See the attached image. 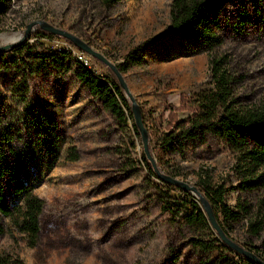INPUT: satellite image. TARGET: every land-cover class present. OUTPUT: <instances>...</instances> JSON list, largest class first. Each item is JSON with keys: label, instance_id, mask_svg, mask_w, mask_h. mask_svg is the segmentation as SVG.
<instances>
[{"label": "rangeland", "instance_id": "374dc122", "mask_svg": "<svg viewBox=\"0 0 264 264\" xmlns=\"http://www.w3.org/2000/svg\"><path fill=\"white\" fill-rule=\"evenodd\" d=\"M215 2L230 19L245 11L249 23L238 34L221 33V45L211 52L193 40L166 34L171 0H116L112 5L105 0H0V47L17 42L30 23L41 21L78 37L116 65L130 49L163 35L143 50V67L122 74L139 108L156 165L161 173L190 186L209 176L213 185L224 186L229 206L238 200L255 206L264 191L240 192L237 155L223 142L208 137L188 144L183 154L155 148L170 111L185 119L183 106L210 87L213 60H222L232 79V94L242 107L264 109V0ZM40 31L34 27L21 43L30 48L21 50L28 67L5 71L0 65L4 106L0 128L21 136L12 145L24 153L34 194L44 202L42 232L31 247L5 220L0 252L13 264H191L185 242L205 238L209 231L203 224L186 225L182 218L190 211L183 207L173 223L168 208L175 209L174 205L155 196L163 186L141 170L142 143L131 121L116 120L88 95L74 77L72 60L70 70L61 71L33 61L29 52L71 48L97 74L107 76L109 69L62 38L42 39ZM9 50L0 58L10 57ZM41 66L43 72L29 73V68ZM42 120L57 123L50 132L57 142V157L47 156L31 129L32 123ZM170 195L183 196L177 191ZM242 231L241 225L233 226L230 236L237 239Z\"/></svg>", "mask_w": 264, "mask_h": 264}, {"label": "trees", "instance_id": "16d2710c", "mask_svg": "<svg viewBox=\"0 0 264 264\" xmlns=\"http://www.w3.org/2000/svg\"><path fill=\"white\" fill-rule=\"evenodd\" d=\"M115 1L105 0V4L112 5ZM1 7L0 5V14ZM248 23L245 11L237 12L232 19L227 18L224 8L217 5L215 0H171L170 21L166 34L193 40L206 51L211 52L221 45L223 38L221 33L230 30L238 34ZM40 33L43 35L42 39L53 37L43 31ZM162 36L158 35L127 51L122 61L115 65L119 73L125 74L133 68L143 67L146 63L142 55L143 50ZM27 49L30 48L26 44H19L10 49V57L0 58L1 68L5 71H16L23 70L22 64L28 67L29 62L23 60L21 54V50ZM29 53L33 61L37 59L41 65L55 66L61 71H69L72 60L76 67L73 70L74 77L88 95L116 120L122 122L126 119L130 120L134 132L138 134L129 101L110 70L107 76L99 75L92 67L78 60L71 50L65 48H50L46 54L39 55ZM3 54L4 52L0 53ZM65 61L69 62L65 64ZM41 72H43L42 66L29 68L31 74ZM231 80L223 69L222 60L211 61L210 87L193 95L183 106V111L188 113L185 119L176 118L170 111V119L167 120L165 131L155 148L171 154H183L190 143L203 142L208 137L219 140L237 155L235 173L239 177L240 192L245 194L262 192L264 191V109L242 107L232 94ZM3 109L4 106L0 104V125ZM55 128L57 123L53 120L35 121L31 125L39 146L50 157L58 155L56 139L50 134ZM18 139H21V136L15 130L0 128V238L5 233L4 221L8 220L19 234L27 238L29 245L35 247L42 232L44 202L34 194L35 185L28 173V163L24 153L19 152L12 145ZM70 157L75 161V155ZM139 157L141 170L145 171L146 177L149 180L151 178L157 180L163 186H159L156 191V198L174 205L175 209L170 205L168 208L173 223L178 219L182 209L187 208L190 212L183 216V222L189 226L203 224L209 231L205 238H190L185 242V257L191 264H256L233 251L220 240L210 226L198 199L192 193L162 181L146 159L144 152H141ZM157 168L159 169L158 166ZM164 174L174 178L168 173ZM195 187L209 203L217 224L227 238L264 262V197L255 206L238 200L237 204L231 207L225 203L224 186L213 185L209 176H201ZM173 191L180 192L183 196L172 197L170 194ZM240 225L243 227L242 234L237 239L232 238L230 232L233 231V226ZM173 227L178 230L175 224ZM175 262H180V258H176ZM0 264H13V262L8 255L0 252Z\"/></svg>", "mask_w": 264, "mask_h": 264}, {"label": "water", "instance_id": "95a60500", "mask_svg": "<svg viewBox=\"0 0 264 264\" xmlns=\"http://www.w3.org/2000/svg\"><path fill=\"white\" fill-rule=\"evenodd\" d=\"M34 27H38L41 31H44V32H46V33H48L54 37H59V38H62L64 40L68 41L78 51L83 52V53L91 56L92 58L98 60L103 65H105L110 70V72H112V74L115 76L120 88L124 91L126 97L128 98V100L131 103L130 110L132 113L135 128H136L138 134L140 135L144 155H145L146 159L150 162V164H151L153 170L155 171V173L157 174V176L167 184L173 185V186L178 187V188H180L186 192L192 193L198 199L199 204L202 207V210L204 211L206 218H207L210 226L212 227V229L217 233L220 240L224 244H226L230 249H232L233 251L245 256L246 258H248L250 260H252L256 264H264V262L261 261L260 259H258L256 256L245 251L243 248H241L240 246L233 243L230 239L227 238V236L222 232L221 228L217 224L215 217H214V214H213V211H212L209 203L207 202V200L204 198V196L198 191V189L195 186H190L185 182H182V181L176 180L175 178L167 176V175L161 173V171L157 168L155 160L153 159V157L150 154V150L148 147V134H147V131L144 128V125L142 123L139 108H138L137 104L135 103V100L131 96V94L127 88V85H126V83L122 77V74L119 73L116 66L114 64H112L108 59H106L104 56H102L101 54L94 51L91 46H89L87 43H85L84 41H82L78 37L66 32V31L57 29V28H55V27H53V26H51L45 22H41V21L30 23L26 27V30L24 32L23 37L15 43L0 47V53H3L9 49H12L15 46L21 44L23 41H25L29 37L31 30Z\"/></svg>", "mask_w": 264, "mask_h": 264}, {"label": "built area", "instance_id": "2783aa9c", "mask_svg": "<svg viewBox=\"0 0 264 264\" xmlns=\"http://www.w3.org/2000/svg\"><path fill=\"white\" fill-rule=\"evenodd\" d=\"M64 48H65V47H64ZM65 49H68V48H65ZM68 50L73 51V49H71V48H69ZM72 53H73V52H72ZM74 55L78 58V60L84 62V65L89 66V65H88V62L85 60V58H84L81 54H74Z\"/></svg>", "mask_w": 264, "mask_h": 264}, {"label": "bare ground", "instance_id": "6f19581e", "mask_svg": "<svg viewBox=\"0 0 264 264\" xmlns=\"http://www.w3.org/2000/svg\"><path fill=\"white\" fill-rule=\"evenodd\" d=\"M18 38H15V41H17Z\"/></svg>", "mask_w": 264, "mask_h": 264}]
</instances>
